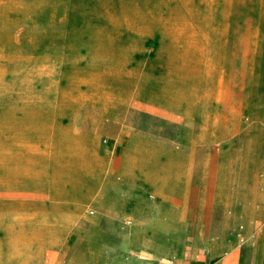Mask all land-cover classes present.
<instances>
[{
    "label": "rangeland",
    "instance_id": "1",
    "mask_svg": "<svg viewBox=\"0 0 264 264\" xmlns=\"http://www.w3.org/2000/svg\"><path fill=\"white\" fill-rule=\"evenodd\" d=\"M250 187L264 207V0H0V264H83L140 192L168 231L139 252L236 262Z\"/></svg>",
    "mask_w": 264,
    "mask_h": 264
},
{
    "label": "crops",
    "instance_id": "2",
    "mask_svg": "<svg viewBox=\"0 0 264 264\" xmlns=\"http://www.w3.org/2000/svg\"><path fill=\"white\" fill-rule=\"evenodd\" d=\"M102 199H106L104 195ZM119 203L126 205L124 212L121 210L122 208H108L105 213L107 216L105 221L107 222L104 221L99 224V217L103 212L101 210L97 222L92 223L91 221L90 226H92L91 230L120 234L119 236L128 231L125 240L119 241L117 239L110 242L102 239L87 241L84 239L85 247L97 254L89 256L84 251H76V254H79L83 259V264H264V207L257 199L252 187L246 192V196L241 198L240 210L232 214L234 215V223L231 227L237 228L239 226L244 246V250L240 251L239 259L236 262L232 256L225 262L220 257L224 247L225 250L234 252L236 244L229 242L224 246L216 238H210L204 251L195 254L194 251V253H188L185 250V246L180 242V236H178L174 241L178 253L171 259L166 258V255L169 254L168 251L162 252L148 248L146 253L139 252L140 243L138 240L141 238V233L144 232L143 235L147 237L148 231L155 233L163 229L168 231L166 227H163V224L154 222L162 218V209L156 208L153 203L149 202L143 192L135 193L133 199H121ZM233 204L232 201H228L226 203L227 209L232 210ZM127 218L135 224L128 230L124 225ZM108 221L113 223V227ZM150 221L153 223L150 224ZM89 229L90 227L87 230ZM66 264L77 263H74L73 258H71Z\"/></svg>",
    "mask_w": 264,
    "mask_h": 264
}]
</instances>
